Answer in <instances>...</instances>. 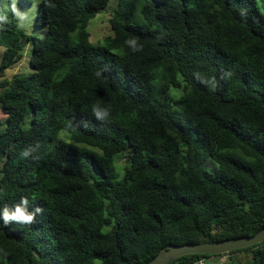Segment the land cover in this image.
Listing matches in <instances>:
<instances>
[{
  "label": "trees",
  "instance_id": "1",
  "mask_svg": "<svg viewBox=\"0 0 264 264\" xmlns=\"http://www.w3.org/2000/svg\"><path fill=\"white\" fill-rule=\"evenodd\" d=\"M109 1L40 0V37L0 21V212L42 209L0 219V264H147L264 227V0H118L94 44ZM245 251L264 264V242L224 254Z\"/></svg>",
  "mask_w": 264,
  "mask_h": 264
},
{
  "label": "rangeland",
  "instance_id": "2",
  "mask_svg": "<svg viewBox=\"0 0 264 264\" xmlns=\"http://www.w3.org/2000/svg\"><path fill=\"white\" fill-rule=\"evenodd\" d=\"M17 9L24 14L25 19L23 21L19 20L15 14L11 11L12 0H2L1 10L2 15H6L7 18L13 19L18 27L28 34H33L36 37H40L41 29L36 25V15L38 14L40 0H15ZM118 0H110L106 8L100 10L98 14L89 21L88 31L91 34L90 40L96 44L103 41L104 38L112 34L110 26V16L112 10L117 6ZM6 45H0V63L2 61L3 53L5 51ZM33 50V42L30 43L24 50V56L21 62L17 65L10 67L5 77L12 78L16 73L30 74L31 67L29 64L30 55ZM175 97L178 98L182 91L174 90ZM0 106V118L7 120V114L1 110ZM62 137L66 138L65 132H61ZM204 165L210 167L212 172H216L218 165L208 158ZM120 176H123L122 170L118 169ZM1 177V172H0ZM205 264H250L252 261V254L248 251L239 252L235 254H223L217 256H211L204 259Z\"/></svg>",
  "mask_w": 264,
  "mask_h": 264
},
{
  "label": "water",
  "instance_id": "3",
  "mask_svg": "<svg viewBox=\"0 0 264 264\" xmlns=\"http://www.w3.org/2000/svg\"><path fill=\"white\" fill-rule=\"evenodd\" d=\"M261 242H264V227L255 234L233 237L222 241L169 245L161 249L147 264H169L187 254H224L231 250L246 248Z\"/></svg>",
  "mask_w": 264,
  "mask_h": 264
},
{
  "label": "clouds",
  "instance_id": "4",
  "mask_svg": "<svg viewBox=\"0 0 264 264\" xmlns=\"http://www.w3.org/2000/svg\"><path fill=\"white\" fill-rule=\"evenodd\" d=\"M11 11L19 20L23 21L25 19L24 14L17 9L15 0H12ZM0 21L6 22L7 16L0 15ZM128 43L135 45V41H129ZM94 112L98 118H103L107 114L106 111H101L99 108L94 109ZM23 155L28 156L29 153L25 151ZM40 213H42L41 208L30 209L29 199L27 197H21L20 202L14 207H3L2 212H0V219H2L5 226L11 223L32 224L35 221L36 215Z\"/></svg>",
  "mask_w": 264,
  "mask_h": 264
},
{
  "label": "built area",
  "instance_id": "5",
  "mask_svg": "<svg viewBox=\"0 0 264 264\" xmlns=\"http://www.w3.org/2000/svg\"><path fill=\"white\" fill-rule=\"evenodd\" d=\"M198 264H205V261L201 260V261L198 262Z\"/></svg>",
  "mask_w": 264,
  "mask_h": 264
}]
</instances>
